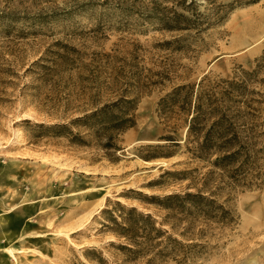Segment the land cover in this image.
<instances>
[{
  "label": "rangeland",
  "instance_id": "rangeland-1",
  "mask_svg": "<svg viewBox=\"0 0 264 264\" xmlns=\"http://www.w3.org/2000/svg\"><path fill=\"white\" fill-rule=\"evenodd\" d=\"M150 1L0 0V264H264V181L227 183L190 151L186 116L159 107L177 87L249 72L241 101L264 133V0H212L230 12L199 35L148 21ZM162 4L185 15L212 8ZM120 99L130 104L114 113L135 125L105 149L109 115L85 117ZM198 192H214L234 223L186 218L162 203ZM116 202L196 247L165 256L171 248L159 254L139 238L146 246L133 257L105 213Z\"/></svg>",
  "mask_w": 264,
  "mask_h": 264
},
{
  "label": "trees",
  "instance_id": "trees-1",
  "mask_svg": "<svg viewBox=\"0 0 264 264\" xmlns=\"http://www.w3.org/2000/svg\"><path fill=\"white\" fill-rule=\"evenodd\" d=\"M213 3L211 0L212 8L208 9L206 14L194 12L185 15L163 5L162 0H151L150 6L145 7L142 16L156 23L162 30L193 31L199 35L207 28L223 22L230 12L228 4L212 5ZM180 40L177 38L174 42ZM250 75L249 72L242 71L238 80L208 82L204 79L196 88L189 85L180 86L159 103L160 110L165 114H175L177 111L186 116V136L187 142L193 145L190 149L192 154L208 162L213 170L220 171L227 183L244 188L261 187V181H264V147L259 146L264 133L257 130L253 123H247L257 120L259 116L255 112H249L250 107L241 101L249 92L247 86ZM129 104L127 100L120 99L85 117L86 120H96L109 115V122L101 124V131L107 135L103 144L105 149L114 147V134L134 127L135 120L132 116L123 113L120 118L114 113V109L123 106L127 108ZM214 195V192L208 195L202 192L173 194L165 197L162 203L166 209L178 212L186 218L202 219L223 227L230 226L234 223V216L213 199ZM141 197L148 201H159L154 197ZM105 213L112 225L118 229L119 236L127 241L128 244L123 246L124 250L133 257L142 253L140 249L146 246L145 242L154 244L155 248L162 247L158 250L159 254L171 248V253L165 256L179 249L196 247L195 244H183L156 228L151 215L143 214L135 208H127L116 202L113 209L106 210ZM115 213L119 215L120 221ZM139 238L145 242L139 241Z\"/></svg>",
  "mask_w": 264,
  "mask_h": 264
}]
</instances>
